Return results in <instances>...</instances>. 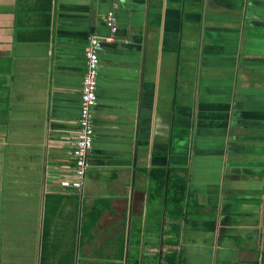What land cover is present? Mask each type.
Here are the masks:
<instances>
[{"label":"crops","instance_id":"1","mask_svg":"<svg viewBox=\"0 0 264 264\" xmlns=\"http://www.w3.org/2000/svg\"><path fill=\"white\" fill-rule=\"evenodd\" d=\"M110 1L0 0V264H264V0Z\"/></svg>","mask_w":264,"mask_h":264},{"label":"built area","instance_id":"2","mask_svg":"<svg viewBox=\"0 0 264 264\" xmlns=\"http://www.w3.org/2000/svg\"><path fill=\"white\" fill-rule=\"evenodd\" d=\"M115 1L111 0L109 8L104 14V21L109 33L102 38L111 39L114 31ZM101 38V37H100ZM99 37L89 35L88 41L83 50L84 68L80 77L79 109L77 116V128L69 140L70 175L59 180L61 187L78 188L81 183L87 166L89 165L87 154L92 139L91 107L96 98V76L98 56L96 52Z\"/></svg>","mask_w":264,"mask_h":264},{"label":"trees","instance_id":"3","mask_svg":"<svg viewBox=\"0 0 264 264\" xmlns=\"http://www.w3.org/2000/svg\"><path fill=\"white\" fill-rule=\"evenodd\" d=\"M182 188H183V180L180 178H177V180L173 182L172 195L170 196L171 199L169 200H171L173 203L178 202L182 197ZM115 264H121V263L116 262ZM129 264H137V262L135 259H131ZM161 264H175V257H174L173 252L166 253L164 255V259Z\"/></svg>","mask_w":264,"mask_h":264}]
</instances>
